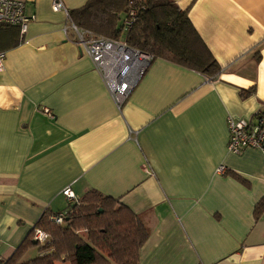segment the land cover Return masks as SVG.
<instances>
[{"label": "crops", "instance_id": "crops-1", "mask_svg": "<svg viewBox=\"0 0 264 264\" xmlns=\"http://www.w3.org/2000/svg\"><path fill=\"white\" fill-rule=\"evenodd\" d=\"M23 1L27 33L0 30V261L45 212L69 211L70 189L139 216L140 264H264V149L227 151L228 118L264 112V0H174L222 72L156 60L122 109L56 0ZM62 1L70 12L89 0Z\"/></svg>", "mask_w": 264, "mask_h": 264}, {"label": "trees", "instance_id": "trees-1", "mask_svg": "<svg viewBox=\"0 0 264 264\" xmlns=\"http://www.w3.org/2000/svg\"><path fill=\"white\" fill-rule=\"evenodd\" d=\"M132 10L137 20L126 37L128 46L152 56L151 64L164 60L211 81L218 79L221 65L195 29L188 11L181 10L174 0H89L69 15L80 30L119 40L121 19ZM68 212L63 224L53 220L58 214L45 212L13 256L0 264H140V250L149 239V230L119 200L90 191ZM263 213L264 198L256 205L255 219ZM36 229L50 236L47 244L35 240ZM36 248L40 256L28 260V253Z\"/></svg>", "mask_w": 264, "mask_h": 264}, {"label": "built area", "instance_id": "built-area-1", "mask_svg": "<svg viewBox=\"0 0 264 264\" xmlns=\"http://www.w3.org/2000/svg\"><path fill=\"white\" fill-rule=\"evenodd\" d=\"M53 11L65 12L70 21L69 12L62 0L55 1ZM35 20L36 17L26 14L25 1L0 0V30L2 27H18L24 35ZM121 20L122 35L119 40L98 37L91 32L80 30L70 21L76 42L93 61L119 109H122L153 60L152 56L128 46L126 37L137 20L136 11H130ZM5 61L6 54L0 51V72L5 70ZM227 123V151L230 154L238 155L246 149H264V112H259L248 120L229 117ZM224 170V167H220L217 173L223 174ZM64 195L70 202H78L70 189L65 190ZM68 213H60L53 220L63 224ZM34 238L42 245L50 241V236L41 229L35 230Z\"/></svg>", "mask_w": 264, "mask_h": 264}, {"label": "rangeland", "instance_id": "rangeland-1", "mask_svg": "<svg viewBox=\"0 0 264 264\" xmlns=\"http://www.w3.org/2000/svg\"><path fill=\"white\" fill-rule=\"evenodd\" d=\"M84 232L85 231L82 230V233H84ZM38 249L39 248H36V250L30 252L29 255H28V257H27V259L28 260H31V259L35 258V256H38V253H39V250ZM57 264H63V263H57Z\"/></svg>", "mask_w": 264, "mask_h": 264}, {"label": "water", "instance_id": "water-1", "mask_svg": "<svg viewBox=\"0 0 264 264\" xmlns=\"http://www.w3.org/2000/svg\"><path fill=\"white\" fill-rule=\"evenodd\" d=\"M36 244H37V242H36Z\"/></svg>", "mask_w": 264, "mask_h": 264}]
</instances>
